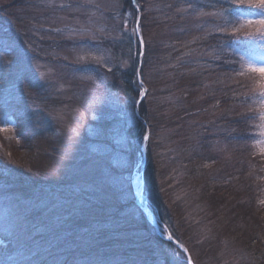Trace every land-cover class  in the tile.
Masks as SVG:
<instances>
[{"label":"rangeland","instance_id":"1","mask_svg":"<svg viewBox=\"0 0 264 264\" xmlns=\"http://www.w3.org/2000/svg\"><path fill=\"white\" fill-rule=\"evenodd\" d=\"M10 1L0 0V7ZM42 4L43 0H35L24 7L11 6L8 13L0 12V24L26 49L32 44L41 53L27 68L30 78L47 87L42 74L60 73L62 81L72 84H65V92L50 101L63 110L62 125L49 118L42 135L33 134L35 117L31 114L37 111L32 98L46 95L44 90L33 88L27 80L23 82L22 97L18 87L10 83L7 89L0 87V173L11 169L16 174L8 180L0 177V264H37L29 258L31 251L25 248L26 243L34 234L56 229L60 224H67L62 227V231L68 230L63 232L67 238L62 236L67 244L51 246L59 257L50 258L46 264H188L176 242L190 250L191 264H264V155L254 147L264 139L254 126L260 123L258 118L252 114L254 118L244 124L246 139L226 137L232 122L241 120L239 113L246 111L240 103L243 97L239 93L233 96L231 88L244 92L252 81L241 78L239 84L231 80L221 84L219 78L226 73V66L203 65L215 72H201L200 86L194 89L192 98L187 92L182 105L190 108L194 103L191 99L211 100L207 103V118L192 115L184 124L162 131L152 158L142 148L134 153V142L129 138L120 140L110 135L115 122L105 124L114 119L112 104L102 103L86 110L87 98L93 93L109 97L114 94L104 85L82 83L80 77L90 73L78 71L81 65L69 64L74 54L65 51L71 46L66 37L79 39L72 30L79 29L81 25L76 21L86 17L75 12L52 13ZM188 18L182 22L188 25ZM197 21L192 18L193 31L188 39L202 37L211 30L210 24L203 32L198 30ZM112 23L101 21L96 27H111ZM56 28L61 31H53ZM211 50L212 46L207 45L206 50L195 51L192 59L213 61L207 55ZM112 51L118 55L117 50ZM47 53L68 55V60ZM8 59L6 56V64ZM8 67L11 65L6 66L5 76ZM87 67L98 65L89 63ZM255 79L259 83V78ZM4 83L0 81V85ZM80 91L84 98L77 99L73 93ZM226 94L228 104L213 108L214 100ZM119 99L124 107L127 100L120 92ZM230 108L237 111L225 115ZM228 120L231 123L227 124ZM61 126L75 129L69 135H76L78 140L74 150L63 158L58 148ZM23 134L29 139L23 140ZM202 135H207V161L202 163L204 156L194 159V166H202L194 174L193 167H183L189 157H182L180 148L186 143L198 147L196 136ZM38 182L45 189L34 185ZM141 194L146 199L144 204L139 200ZM68 223L74 225L73 231ZM169 234L174 237L172 241L167 238ZM34 244L39 247L40 239Z\"/></svg>","mask_w":264,"mask_h":264},{"label":"snow or ice","instance_id":"2","mask_svg":"<svg viewBox=\"0 0 264 264\" xmlns=\"http://www.w3.org/2000/svg\"><path fill=\"white\" fill-rule=\"evenodd\" d=\"M125 3L131 6L130 9L124 7ZM145 4L146 7L143 11L140 0H43L42 4L44 10L52 13L75 12L86 17L83 21H76L81 25L79 29L72 30L79 36V39H74L72 35L66 37L71 42V46H66L65 51L68 55L74 54V59L70 60L69 64L81 65L78 71L90 73L80 77L82 83L104 85L105 88L108 86L107 82L119 74L124 100H131L133 104L132 112L129 113L123 107L119 95L114 94L113 97H109L105 93H93L87 98L86 110L90 111L102 103L112 104L116 109L113 113L116 123L111 129L110 135L120 140L128 139L129 130L135 128L136 131L132 133V136L135 137L140 148L150 147L148 142L152 135L147 114L145 113L138 119L136 112L137 101L143 104L150 94L149 89L145 87L144 69L146 66L150 68L154 64V61L148 59L153 47L152 38L149 36L146 39L144 32L147 22H150V13L156 6L152 0H145ZM166 7L174 8L175 13L181 18L186 19L190 16L201 20L202 23L198 25L200 28H204L205 24L212 26L211 30L206 31L203 37H196L188 43H195L197 39H207L209 35L217 39V43L212 45V50L207 55L213 61H221L222 65L227 68L224 76L219 78V83L225 84L226 80H231L239 84L241 78L252 81L251 86L244 92H240L238 88H231V85H226L231 88L233 96L239 93L243 97L240 103L246 108V111L239 113L241 120L232 122L233 126L228 131V135L232 136L235 141L245 139L243 136H233L232 134L239 131L238 125L241 122L247 125L254 118L252 114H255L260 123L254 126L259 128L258 134L264 138V0H177L175 5L168 3ZM168 15L171 19L176 18L171 14ZM142 18L146 21L143 27ZM107 20L113 22L111 27H108L107 24L99 28L96 27L101 21ZM53 31L60 32L61 29L56 28ZM24 35H28V33L25 32ZM41 39L44 37L42 36ZM113 48L119 49L118 55L113 54ZM195 51L196 49H191L184 55H190ZM40 54L32 44H28L26 49L23 42L9 35L6 30L0 29V81H5L0 87L7 89L10 83L13 87H18L22 97L23 82L27 80L33 88L43 89L46 93V95L41 94L32 98L33 104L37 105V111L31 114V117H35L34 135L43 134L49 126V118L62 125L61 113L63 110L50 104V101L58 93L65 92V84L69 86L72 84V81H62L60 73H57L56 76L42 74L47 87L39 80L30 78L27 68L30 66L31 60L38 59ZM46 55H52L55 59L68 60V55L63 57L55 53ZM6 56L9 57L7 64ZM179 59L182 57H178ZM89 63H95L98 67L88 68ZM7 65H11V67H8V76H5L4 71ZM75 71L77 70H73V73ZM192 71L195 72L196 69L193 68ZM109 73L111 76L108 75ZM125 76H129L131 82L135 83V95L128 91V85L124 83L123 79ZM256 77L259 78V83H256ZM205 86L207 87V85ZM73 95L77 99L84 98L83 91L75 92ZM212 107L219 108V102L213 104ZM142 111H144L143 108ZM236 111V108H230L225 115ZM45 112L47 116H45ZM140 120H143V123H140ZM58 131V148L61 158H63L65 153L74 150L78 140L76 135H69V132H74L75 129L69 130L66 126H61ZM113 147L115 146L113 145ZM254 147L259 148L260 154L264 155V139H260ZM9 155L11 154L9 153ZM15 175L11 169L2 170L0 173V177L5 180L15 177ZM146 188L150 190V185H146ZM167 238L172 241L174 237L169 234ZM179 247L183 249V253L189 251L183 244H180ZM183 253H180L183 260L191 264L192 257L190 255L185 257ZM158 264H162V261H159Z\"/></svg>","mask_w":264,"mask_h":264},{"label":"trees","instance_id":"3","mask_svg":"<svg viewBox=\"0 0 264 264\" xmlns=\"http://www.w3.org/2000/svg\"><path fill=\"white\" fill-rule=\"evenodd\" d=\"M35 0H12L7 4H4L0 8V12L4 10V12L8 13L9 7L11 6H26L29 5L31 2ZM155 4V8L150 13V22H147V27L145 28V38L148 39L149 36L152 38L153 47L151 48L150 54L148 59L154 61V64L149 68L145 67L144 73L146 77V84L145 87L149 89V95L146 100H144L143 104L137 101L136 104V112L138 119L141 116H144L145 113L147 114L148 124L151 127L152 135L150 137V147H146L147 154L151 153L150 158H152V154L154 153V149L156 150V145L158 143V135L165 130L173 128L177 124H184L186 122L187 117H191L195 115L196 117L207 118V105L210 104L211 100L207 101L200 100L199 102H195V100L191 99L190 108L183 107L182 102H185V98L188 97L192 98L191 95L194 92V89L197 86H200V77L202 76L201 72H204V75L207 73L210 75L215 71L213 69H207L206 66H218L222 69L225 66L222 65V62H213L207 61L205 58H198L192 59V52L190 55H184V53L189 52L191 49H196L197 52L199 50L203 51V49H207V45L212 46L217 43V39L209 35L207 39H197L195 43H188L189 41L193 40L194 38L188 39V34L193 31L192 26V18H188V25L187 23H183L182 21L185 18H181L179 15L175 13V9H169L166 7L168 3H172L175 5L177 0H152ZM142 11L146 7L145 0H140ZM124 7L130 9V5L127 3L124 4ZM208 11V9H205ZM171 16H175V19H171ZM111 23L112 21L109 20ZM146 21L142 18L141 24L142 27L145 25ZM202 23L201 20H198L196 23V27L198 30H204V28L198 27ZM164 26L165 30H162L161 26ZM160 27V28H159ZM206 27V24L205 26ZM5 27L0 24V29H4ZM184 29V31H181ZM154 31V33H153ZM12 33V32H11ZM205 35V34H204ZM199 37V36H198ZM203 37V36H202ZM187 45V47H185ZM117 50V54H119L118 48H113ZM178 57H182V59L178 60ZM192 67H196V71H192ZM204 67V68H203ZM224 67V68H223ZM207 69V71H206ZM106 71V70H105ZM210 71V72H208ZM150 72V75H149ZM109 75H111L109 73ZM193 77V78H192ZM124 83L128 85V91H130L133 95H135L136 85L132 83L129 76L123 77ZM191 84H185V82ZM107 87L110 90V93L119 95L121 92V83H120V76L119 74L114 77L111 83H107ZM114 96V95H113ZM229 94L222 95L219 98L215 99L214 102H219L220 107L226 106L229 101ZM201 104L202 106L196 108L197 105ZM212 104V103H211ZM180 107H183L180 109ZM124 108L131 113L133 109V104L131 100H127L124 104ZM142 108L144 111H142ZM116 110V109H115ZM25 116L20 117L19 119L24 118ZM181 120V121H180ZM113 121V122H112ZM224 121V120H223ZM116 123L115 119L109 121L106 120L105 124L108 125L110 123ZM180 122V123H179ZM204 124L207 123V120L202 121ZM221 122V121H220ZM226 122V121H225ZM140 123H143V120H140ZM231 123V121L226 122ZM202 124V123H201ZM200 125V124H199ZM239 131L233 133V136H243L245 139L247 138V128L244 127V124H240L238 127ZM136 131L135 128H131L129 130V140L134 142L133 144V152L136 153L139 151L140 147L135 139L132 136V133ZM179 135V134H178ZM226 137L231 138L228 133H226ZM198 139V147H194L191 144H187L181 146L180 154L182 157H189L188 162L183 164V167L192 168L193 172H197L198 169L201 170L202 166H194L193 160L199 159V156H204L202 163L204 164L207 161V157L205 156V151H207V135H202L201 137L196 136ZM29 139L28 137L24 138L23 140ZM25 142V141H24ZM156 153V151H155ZM154 153V154H155ZM192 165V166H191ZM189 171V170H188ZM187 171V172H188ZM7 184V183H6ZM36 187L39 186V189H45L44 186L41 187L40 183L34 184ZM44 191V190H42ZM204 197L203 194H200ZM135 205V204H134ZM136 206V205H135ZM137 208V206H136ZM140 211V210H139ZM141 212V211H140ZM142 214V212H141ZM143 215V214H142ZM194 223V222H193ZM70 229L73 231L74 225L68 223ZM67 227V224H60L56 227V229H48L43 232H39L34 234L30 240L26 243L25 248L30 250L29 258L37 264H46L50 258L59 257L58 252H52L51 246L67 244V239L62 241L63 232L67 233L68 230L62 231V227ZM67 238V237H65ZM41 241V245L38 247L34 244L35 240ZM63 242V244H62ZM87 244V243H85ZM190 251V250H189ZM68 257V256H67ZM66 257V258H67ZM66 260V259H65ZM68 262V259L66 260ZM69 264V263H68Z\"/></svg>","mask_w":264,"mask_h":264},{"label":"water","instance_id":"4","mask_svg":"<svg viewBox=\"0 0 264 264\" xmlns=\"http://www.w3.org/2000/svg\"><path fill=\"white\" fill-rule=\"evenodd\" d=\"M145 150H146V147L142 148L143 153H145ZM144 157H145V155H144ZM175 244H176L177 247H179V245H180V244H178L177 242H176ZM179 248H180V247H179ZM180 249H181V248H180ZM182 250H183V249H182ZM185 255L188 256L189 253L187 252V253H185ZM191 263H192V261H191Z\"/></svg>","mask_w":264,"mask_h":264}]
</instances>
